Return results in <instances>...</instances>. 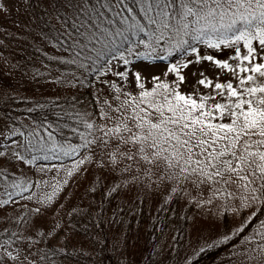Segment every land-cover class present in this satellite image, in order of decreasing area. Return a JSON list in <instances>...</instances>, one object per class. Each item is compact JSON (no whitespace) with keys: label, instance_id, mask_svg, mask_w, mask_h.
Wrapping results in <instances>:
<instances>
[{"label":"snow or ice","instance_id":"obj_1","mask_svg":"<svg viewBox=\"0 0 264 264\" xmlns=\"http://www.w3.org/2000/svg\"><path fill=\"white\" fill-rule=\"evenodd\" d=\"M90 3L91 0H79L77 5L75 0H65V6H75L77 10L84 4ZM132 3L140 5L145 15L155 11L157 17L166 18L159 21V27L150 33L148 40L141 38L136 42L150 50L136 53L141 60L140 65H133L132 69L127 68L132 63L127 56L132 55L133 48L126 46L125 42L129 40L127 32L131 31L133 35L143 33L144 26L130 24L127 28H116L111 31L97 28L99 36L93 33L90 38L97 40L101 46L93 48L95 57L91 55L85 57L91 62L88 67L78 63L82 52L87 49V44L70 37L71 43L65 51L73 50V58L68 61L62 60V63L76 64L85 71L103 76L113 71L114 61H120L125 66V71H117L115 75L127 77L131 91L121 92V96L124 97L122 101L120 97H115L112 104L108 101L103 102L105 110L97 113L105 122V126L98 129L101 135L93 140L84 138L83 144L60 151L64 156H73L79 148L90 149V154L102 160L106 167L113 166L109 168L112 173L127 161L128 168L125 170L129 174L132 165L135 164L141 172L151 169L157 174L163 173L162 182L175 180L179 176L181 188L190 185L194 189L199 188L201 191L213 192L214 195H224L227 198L234 195L233 192L228 191L230 187H234L236 192L244 190L246 193L241 199L264 203V62H261L264 59V0H180L179 9L171 14L169 9L175 0H132ZM116 5H123L128 13L135 11L126 4V0H115V4H103L101 7L115 8ZM92 10L96 11L98 17L103 15L94 6ZM117 15L120 13L117 12ZM127 19L128 17L125 16L120 23L124 24ZM149 19L152 24L158 23L155 18ZM172 20L177 23H168ZM190 24L199 27L189 29ZM72 27L75 29V24ZM169 29L176 35L191 34L192 40H199L208 48L231 46L244 41L243 47L247 49V54L241 55V49L236 48L233 59L249 61L246 66L239 64L236 66L240 72L247 75L238 79V85L242 86L239 89L231 82L226 85L215 84L219 95L235 98L228 100L227 103H215L214 111L218 115H213V111L203 110L206 99L204 97L198 102L191 95L185 96L180 92H173L158 98L157 89L167 91L169 86L162 82L159 76L148 72L149 68L158 66L146 64L144 61L167 59V56L153 55V53L160 41H164L165 45L170 44L171 37L165 40V34ZM76 31L79 32V29ZM79 35L83 36V33ZM100 37L103 39L101 40ZM121 37L118 44L117 38ZM253 40L258 41V48L252 45ZM77 47L80 51L74 50ZM181 49L185 53L197 52L189 41L180 39L171 46L168 56L172 55V51ZM202 61H211L217 67L232 71L233 76L237 75L227 60H214L212 55H197L195 63ZM192 63L193 61L189 60L183 67L187 68L188 64ZM145 73L158 82L151 91L146 90L141 83ZM169 73H176L180 83H187V77L179 73L176 64L166 66L163 74ZM197 74L193 72V76ZM198 83L205 85V80L200 79ZM198 109L200 111L197 113ZM110 112H113L115 119L109 115ZM213 120L220 122L213 123ZM109 122L112 123L111 127L107 126ZM82 123L87 129L96 127L93 123ZM48 135L51 137V132ZM165 145L167 147H164ZM19 147H23L25 151L30 150L27 145ZM4 155V152L0 151V157ZM105 157L107 159H104ZM48 158L47 155L43 157V159ZM16 159L24 164H30L40 157L32 155L31 159H26L17 154ZM85 159L75 161L73 167L66 170V175L73 176L74 172L79 170L78 165L85 163ZM52 167L55 168V165ZM39 168L41 171L45 170L44 165H40ZM64 183L68 181L65 180ZM13 187L20 185L13 183ZM49 187H52V192L43 196L42 203H50L57 195L56 187L51 184ZM26 190L21 187V192ZM172 191L174 192L175 189ZM14 195L15 193H8L9 199ZM8 203L9 200H0L2 205ZM208 203L210 204L211 200ZM28 211L31 213L33 210L28 209ZM35 211L43 215L41 209L37 208ZM6 212V208H0V213L6 215ZM251 215L254 216L255 212ZM248 219H251V216ZM23 221L31 224V228L27 230L29 237L33 235L32 229L42 227L37 225L35 219L29 220L28 216H25ZM261 223L264 224V221ZM50 230L48 229L45 235ZM247 241L248 237L242 241L246 247L244 252L238 254L237 264H264V235L261 243L254 247L248 245ZM9 243L15 244V252L8 247ZM46 259V254L39 248H33L21 241L18 236L14 242L6 241L0 244V264H42Z\"/></svg>","mask_w":264,"mask_h":264},{"label":"trees","instance_id":"obj_2","mask_svg":"<svg viewBox=\"0 0 264 264\" xmlns=\"http://www.w3.org/2000/svg\"><path fill=\"white\" fill-rule=\"evenodd\" d=\"M46 2L47 5L42 8L40 17L37 16L34 5L31 3L29 6L31 15L35 17L33 21L54 49V54L39 51L38 55L48 66L62 69L67 76L76 70L78 72L74 77L76 82L73 87L70 85L71 88L61 93L29 99L26 108L19 105L22 99L14 100L4 95L7 97L0 99V114L10 118L13 123L18 122L17 114L27 116L38 128L51 132V138L61 146L81 145L84 143V138L88 140L91 138L96 128L87 129L82 122L97 125L100 121V115L97 113L101 109L93 91V80L96 74L85 71L76 64L61 62L73 58V50L65 51L71 43L70 37H75L82 44H87V49L82 52L78 63L88 67L91 62L85 57L88 55L95 57L93 48L101 46L97 40L90 38L93 33L99 36L97 28L111 31L116 28H127L130 24L144 26L143 33L137 35H133L131 31L126 33L129 40L125 44L132 47L134 52L141 46L136 42L141 38L148 40L150 33L159 27V21L166 18L157 17L155 11L145 15L140 5L133 4L132 0H126V4L135 10L132 13H128L123 5H116L115 8L101 7L103 4H115V0H91L90 4H84L78 10L75 6H65V0H46ZM75 2L79 4V0ZM93 6L103 15L98 17L96 11L92 10ZM179 7L180 0H175L169 13L178 10ZM117 12L120 15H117ZM125 16L128 19L121 24L120 20ZM150 17L157 19L158 23L152 24ZM168 23L175 24L177 21L172 20ZM73 24L76 26L75 29L72 27ZM192 27H199V25L190 24L189 29ZM76 29H79V32ZM79 33H83V36ZM169 37H171L170 44L162 45L169 64L178 65L181 62L196 59L197 55H212L215 60L223 61L227 56L235 54L236 48H240L241 52L247 50L243 47L244 41L231 46L208 48L199 40H192L191 34L176 35L169 29L165 34V40ZM7 39L13 40L12 37ZM100 39L102 40L103 37ZM120 39L122 37L117 38L118 44ZM180 39L189 41L197 52L185 53L181 49L172 51V55L168 56L171 46ZM251 43L256 47L258 41L253 40ZM74 50L80 51V48L77 47ZM131 56H127L130 61ZM116 63V72L125 71L122 62L116 61ZM173 74L165 75L161 81L169 84ZM81 81H83L82 84ZM157 83L146 90L151 91ZM113 92L115 97H120L121 92H124V77L116 76ZM173 92L168 93L163 89H157L158 98ZM199 111L198 109L197 113ZM65 159L66 157L55 161L40 159L32 164V171L40 165H44L48 170L51 168L48 166L62 164L61 161ZM1 172L0 169V177ZM40 172L43 171L40 170ZM5 173L9 175L8 172ZM112 176L106 180L98 175L89 195L69 212L67 224H65L68 234L62 237L60 243L47 241L48 254L52 255L55 261L69 264H220L223 254L240 244L245 237L264 235V224L261 223L264 221V203L243 199L246 202L245 206L232 208V211L228 203L223 204L221 209V206H214L208 201L197 202L196 199L185 196L177 187H171L166 192L159 193L141 186L134 190L127 181L118 178L116 173ZM34 180L30 181V186ZM172 189L175 191L173 192ZM47 191L51 193L52 188H48ZM26 194L31 198L34 196L29 195L28 192ZM56 196L58 198V191ZM56 196L50 203L41 202L43 210L54 206ZM23 211L25 212L15 224H0V240L12 241L20 235L25 222L23 218L29 213L27 208ZM252 212H255L254 216L251 215ZM249 216L251 219H248ZM199 227L207 232L211 228L212 235L216 234L202 239L200 246L191 245L194 244L191 238ZM136 244H142L139 251L135 250Z\"/></svg>","mask_w":264,"mask_h":264},{"label":"rangeland","instance_id":"obj_3","mask_svg":"<svg viewBox=\"0 0 264 264\" xmlns=\"http://www.w3.org/2000/svg\"><path fill=\"white\" fill-rule=\"evenodd\" d=\"M33 4L37 16L40 17L42 8L46 7V0H0V99L10 96L14 100L22 99L20 107L26 108L27 101L29 99L52 96L57 93H61L68 88L74 86L76 82L75 74L78 73L73 70L70 75H66L62 72V69L58 67L48 66L38 55V52H44L46 54H54V49L51 47L48 39L41 33L36 22L33 21L35 17L31 15L29 10L30 4ZM157 35H159L157 33ZM12 37L13 40L7 39ZM16 42V43H14ZM164 41H160L159 46L156 47V51L153 55H164L165 52L162 49ZM16 44V46H15ZM259 47V44H256ZM150 51L141 45L137 50L132 52L131 64L128 65V69H132L133 65H140L141 60L137 57V52ZM247 54V50L241 52V55ZM235 54L227 56L228 64L231 69L234 70L237 75L233 76L232 71L217 67L211 61H202L201 63H195L196 59H192L193 63L188 64V67H183L188 61L181 62L177 66L179 73L187 77V83H180L177 74L174 73L168 86L167 92L170 91L180 92L181 94L188 96L191 95L193 99L198 102L202 97L204 100V111H213V115H216L214 111L215 103H227L230 99L226 96L219 95V90L215 89L216 83L226 85L231 82L234 87L238 89L242 86L238 85V79L247 73L240 72L237 69V65L246 66L249 61H242L241 59H233ZM215 60V59H214ZM224 61V60H223ZM264 62V59L261 60ZM144 63L149 65H157L158 67L149 68L148 72L160 77V80L165 76L163 73L166 71V66L169 65L167 59L160 60H148ZM116 61L113 62V71L103 76H95L93 80V91L99 98L100 112L105 110L104 101H108L109 104L113 103L115 95L113 89H115L116 82ZM193 72H197L196 76H193ZM64 75V77L62 76ZM145 78L141 80L144 84V88H148L157 81L152 80L147 73L144 74ZM200 79L205 80V85H200L198 81ZM210 82V83H209ZM71 85V87H69ZM131 87L128 84V78L124 77V93H129ZM139 91V89H137ZM227 90L225 89V92ZM7 95V96H4ZM120 96V93H119ZM121 101L124 99L120 96ZM119 103V102H117ZM109 115H115L110 112ZM17 123H13L10 118L2 116L0 114V151L4 152V156L0 157V200H9L8 205L0 204V208H6V215L0 213L1 225H13L16 220L23 214V209H32L31 213H28L29 220L35 219L37 225H42L36 229H32L33 235L27 236V230L31 228V224L28 222L23 223L21 228L20 237L21 241L28 243L33 248H39L42 253L46 254V261H42V264H69L67 262L55 261L52 255L48 254L47 241L60 243L62 237L68 234L67 217L71 209L79 205V203L85 199L95 183V178L100 175L103 179L109 180L113 174L116 173L117 177L127 181L131 188L137 190L141 187L151 189L154 193L166 192L171 187L180 188L188 198L196 199L197 202L209 201L214 206H221L228 203L232 208L245 206L246 202L241 199L242 195L246 193L244 190L236 192L234 187L228 189L229 192H233L234 195H214L213 192H204L199 188H193L190 185H185L181 188V181L179 176L175 180H169L162 182L161 176L163 173L157 174L154 170L147 169L141 172L139 167L135 164L132 165L131 174L125 169L128 168V162L124 161L119 169H116L114 173L109 171L110 167H106L102 160L90 154V149L79 148L73 156H64L60 149H68L73 144H67L61 146L55 142V140L49 137L46 130L38 128L27 116L17 114ZM123 121H121V124ZM105 122L100 116V121L96 125L95 130L89 140L101 135L98 131L99 128L104 127ZM108 127L112 126L109 122ZM15 141V143H13ZM20 145L29 146V151H25ZM55 146V150H53ZM164 147H167L165 145ZM113 151H116L113 149ZM171 151V149H169ZM22 155L26 159H31L32 155L43 159L44 156H48V159L43 160H59L66 157L62 164L55 165V168L51 166L50 169L40 172L39 168L32 171V164L38 160L24 164L16 159V155ZM99 155V153L97 154ZM139 155V154H138ZM87 158V159H85ZM85 159V163L78 165V171L74 172L73 176L68 177L66 170L73 167V163L77 160ZM104 159H107L105 157ZM7 161V162H6ZM63 166V167H61ZM47 167V168H48ZM4 170V171H3ZM39 171V172H38ZM5 172H8L7 175ZM34 174L36 176L34 177ZM171 174V173H170ZM34 182L30 186V181ZM65 180H70L68 183H64ZM13 183L20 185V187H13ZM49 184L56 187L58 191V198L54 202V206L43 210L41 206V196L50 194L47 190ZM33 185H36L35 187ZM29 186V187H28ZM21 187L27 189L21 192ZM26 192L31 194L33 198L28 199L29 196ZM8 193H15V195L9 199ZM15 201V203L13 202ZM57 201V203H56ZM26 205V207H25ZM41 209L43 215H40L35 209ZM48 209V211H47ZM233 211V209H232ZM55 224V227L52 225ZM203 227V226H202ZM198 228L196 233L193 234L191 240L194 246H200L202 239L210 238L212 235L211 228L209 232L207 230ZM51 229L47 235L46 231ZM208 236V237H206ZM262 237L252 235L248 238V245L256 246L261 243ZM13 242L15 240H12ZM5 240H0V244H4ZM60 245V244H58ZM8 247L16 251L14 243H9ZM142 244H136L135 250H140ZM246 245L240 243L232 249L225 252L220 259V264H237L238 254L244 252ZM35 254V253H34Z\"/></svg>","mask_w":264,"mask_h":264}]
</instances>
